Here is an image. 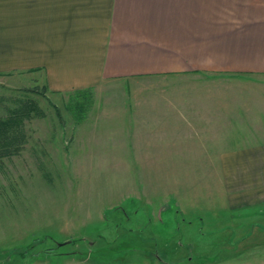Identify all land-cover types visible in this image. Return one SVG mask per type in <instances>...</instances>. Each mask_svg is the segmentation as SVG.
<instances>
[{
    "label": "crops",
    "instance_id": "crops-1",
    "mask_svg": "<svg viewBox=\"0 0 264 264\" xmlns=\"http://www.w3.org/2000/svg\"><path fill=\"white\" fill-rule=\"evenodd\" d=\"M172 78L210 90L193 104L153 106L149 123L121 128L152 132L123 153L218 163L220 202L200 207L207 218L196 229L186 224L187 244L197 243L189 252L264 264L252 262L264 259V0H0V89L41 84L65 95ZM175 132H187L184 142ZM180 247L160 249L151 264H195L175 261ZM65 261L81 264L73 254Z\"/></svg>",
    "mask_w": 264,
    "mask_h": 264
},
{
    "label": "rangeland",
    "instance_id": "rangeland-1",
    "mask_svg": "<svg viewBox=\"0 0 264 264\" xmlns=\"http://www.w3.org/2000/svg\"><path fill=\"white\" fill-rule=\"evenodd\" d=\"M205 84L173 78L103 84L80 114L70 94H48L41 84L26 92L2 87L0 118L20 100L33 101L42 114L23 121L17 153L0 157V264H59L72 254L81 264H151L173 246H181L175 261H226L230 254L209 259L189 252L197 243L185 240L186 224L207 218L200 207L220 202V165L141 162L123 153L129 142L150 141L152 132L121 128L149 123L153 106L195 103ZM186 133L175 132L176 140L184 142Z\"/></svg>",
    "mask_w": 264,
    "mask_h": 264
},
{
    "label": "trees",
    "instance_id": "trees-1",
    "mask_svg": "<svg viewBox=\"0 0 264 264\" xmlns=\"http://www.w3.org/2000/svg\"><path fill=\"white\" fill-rule=\"evenodd\" d=\"M90 90L73 92L71 106L76 114H80L89 105ZM80 100V102H74ZM75 103V105H74ZM41 112L31 100H20L18 105L8 115L0 118V157H7L17 153L20 144L23 143L22 123L41 116ZM9 144V145H8ZM12 149H9L11 148Z\"/></svg>",
    "mask_w": 264,
    "mask_h": 264
}]
</instances>
